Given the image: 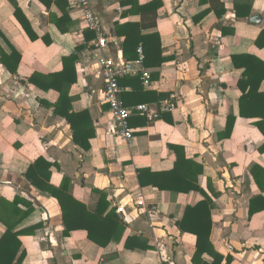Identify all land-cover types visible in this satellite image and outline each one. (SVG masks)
I'll use <instances>...</instances> for the list:
<instances>
[{
	"label": "crops",
	"instance_id": "1",
	"mask_svg": "<svg viewBox=\"0 0 264 264\" xmlns=\"http://www.w3.org/2000/svg\"><path fill=\"white\" fill-rule=\"evenodd\" d=\"M123 1L92 0L109 39V46L100 49L96 31L70 0H0V46L12 68V52L21 56L12 72L1 62L0 51V238L9 226L22 231L17 259L26 254L13 264H196V236L183 232L179 223L186 207L206 196L213 201L210 240L223 256L221 264H264V134L253 123L257 119L240 115L238 82L244 68L232 59L246 54L264 63V36L256 42L264 32V0H222L226 12L221 18L211 11L201 20L195 17L209 3L162 0L157 26L143 31L161 36L166 59L155 67L140 60L141 46L139 58L126 61L123 55L122 27L139 23L137 4L151 0ZM16 4L28 31L15 13ZM238 9L247 15L238 16ZM74 53L76 81L66 97L29 81L33 75L62 73L64 59ZM102 56L134 68L122 78L125 105L149 104L160 112L153 120L131 116V140L116 134L110 106L103 101ZM144 70L151 73L149 87L142 80ZM259 88L264 93V79ZM162 93L169 96L159 99ZM168 99L177 108L162 112ZM249 103L256 108L259 99ZM67 114H73L77 133ZM230 116L235 121L227 136ZM178 155L203 166L199 186L204 192L140 185L138 168L169 171ZM40 158L52 164L49 183L59 187L69 178L70 193L88 210L96 209L98 191L105 192L107 210L124 223L123 237L104 247L85 230L65 235L57 198L26 177ZM138 194L142 203H137ZM253 199L257 211L250 216ZM133 236L151 248L128 249L126 239Z\"/></svg>",
	"mask_w": 264,
	"mask_h": 264
},
{
	"label": "trees",
	"instance_id": "2",
	"mask_svg": "<svg viewBox=\"0 0 264 264\" xmlns=\"http://www.w3.org/2000/svg\"><path fill=\"white\" fill-rule=\"evenodd\" d=\"M135 0H126L123 3L135 4ZM204 3H209L210 7L200 12L195 19L201 20L209 12L214 11L219 18L225 12V3L222 0H202ZM162 0H151L145 4H137L138 11L141 15L139 23L127 24L122 28L126 31V37L123 45V55L126 61L139 58L138 47L141 46L144 54V64L146 67L159 66L165 61L162 53V39L158 32L143 34L144 30L153 29L157 26L159 9L162 7ZM16 15L19 17L23 27L28 31V24L24 17L21 16L20 8L16 4ZM248 13V12H247ZM239 9L237 15H247ZM224 31V30H223ZM225 33V31L223 32ZM264 36L261 32L257 44H260V38ZM80 50V47L79 49ZM1 62L6 65L12 72L17 71V67L21 56L15 50L12 54L15 56L14 67L10 65L9 56L3 51ZM77 59V54L64 59V70L62 73L53 76H38L33 75L29 81L44 89L54 88L60 90V93L65 97L69 90V86L76 81L75 72L71 69ZM233 63L238 68H244L243 77L238 82V87L242 91L240 97V115L249 119H257L254 121L261 132L264 134V93L260 92V84L264 79V63L255 57L246 54L233 55ZM138 83H142L141 76L136 77ZM122 84V79L120 80ZM123 94V93H122ZM169 94L158 95L159 99L168 97ZM252 98L259 99V105L256 108L251 107L249 101ZM162 101V100H161ZM62 102V101H61ZM127 106V105H126ZM67 118L72 125L75 133L80 131L79 127L74 122L73 114H67ZM229 125L227 127V136L231 135L234 116L229 117ZM178 153V147L171 145ZM88 147V146H87ZM52 164L45 159L40 158L32 165L26 177L37 187L43 191L49 192L57 198L63 211V221L65 225L64 234L68 235L74 230L87 231L88 238L100 246L106 247L113 240H120L123 237L125 230L123 221L119 216L114 214L113 210L108 211L109 202L107 194L103 191L100 193L98 205L94 211L88 210L87 206L77 200L70 193V179L65 178L61 186L56 187L49 183L51 176ZM203 166L191 160H187L182 155H178L174 168L169 171L154 172L149 168H138V178L141 186L152 185L160 190H169L172 192H190L199 190L204 192L199 186V175L203 173ZM255 200L251 201L249 215L252 216L257 208L254 206ZM213 201L209 196L200 201L194 206H187L184 217L179 223L183 232L192 233L196 236V252L193 257V262L196 264H221L223 256L217 253L211 243L210 236L212 230L211 210ZM22 231H14L12 226H9L3 236L0 238V264H13L22 262L25 257V251L17 259L18 253L22 246L20 236ZM128 249L142 248L149 249L151 246L146 240L133 236L128 237L125 242ZM204 254L210 255L213 260L208 261L203 257Z\"/></svg>",
	"mask_w": 264,
	"mask_h": 264
},
{
	"label": "built area",
	"instance_id": "3",
	"mask_svg": "<svg viewBox=\"0 0 264 264\" xmlns=\"http://www.w3.org/2000/svg\"><path fill=\"white\" fill-rule=\"evenodd\" d=\"M71 3L79 8L88 28L96 31V46L105 49L109 46V39L101 25L100 19L92 8V0H70ZM141 54L140 60L143 61L144 54L142 47H139ZM101 71L104 77L103 101L110 106V113L116 126V134L125 139L131 140L134 137V130L130 125V118L135 114L145 115L149 120L160 117V112L155 111L149 104H139L135 106H126L122 100L123 87L120 80L127 74L134 71L130 62H116L110 57L102 56L99 59ZM142 80L146 87L151 85V73L144 70ZM177 108V102L171 99L165 100L162 104L161 111H174ZM142 197L137 195V203H142ZM123 206L118 210L122 211Z\"/></svg>",
	"mask_w": 264,
	"mask_h": 264
},
{
	"label": "water",
	"instance_id": "4",
	"mask_svg": "<svg viewBox=\"0 0 264 264\" xmlns=\"http://www.w3.org/2000/svg\"><path fill=\"white\" fill-rule=\"evenodd\" d=\"M257 19H258V17H256V16L252 18L253 21H256Z\"/></svg>",
	"mask_w": 264,
	"mask_h": 264
}]
</instances>
